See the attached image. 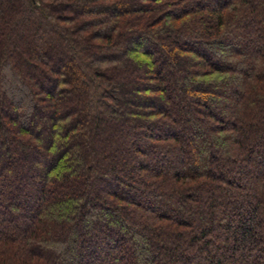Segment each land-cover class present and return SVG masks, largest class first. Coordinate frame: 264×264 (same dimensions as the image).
Returning a JSON list of instances; mask_svg holds the SVG:
<instances>
[{
	"label": "trees",
	"instance_id": "trees-1",
	"mask_svg": "<svg viewBox=\"0 0 264 264\" xmlns=\"http://www.w3.org/2000/svg\"><path fill=\"white\" fill-rule=\"evenodd\" d=\"M0 264H264V0H0Z\"/></svg>",
	"mask_w": 264,
	"mask_h": 264
},
{
	"label": "rangeland",
	"instance_id": "rangeland-1",
	"mask_svg": "<svg viewBox=\"0 0 264 264\" xmlns=\"http://www.w3.org/2000/svg\"><path fill=\"white\" fill-rule=\"evenodd\" d=\"M129 6H131V7H133L134 6V4H130ZM47 53V52H46ZM177 55V54H176ZM178 56V55H177ZM177 56H173V55H171V59L173 60V61H178V60H180V58H178ZM182 65V64H181ZM181 72V71H180ZM189 97H190V95H188ZM29 167V166H28ZM30 176H32V174H29ZM93 187H94V193L95 192H97V190L100 188L99 186H97V185H93ZM101 189V188H100ZM72 252L70 253V251H68V256H66V257H64V259H65V261L66 260H68L69 258H71V256H72Z\"/></svg>",
	"mask_w": 264,
	"mask_h": 264
}]
</instances>
